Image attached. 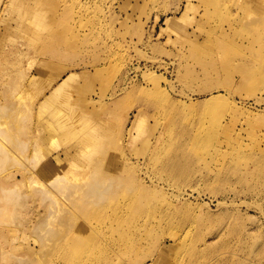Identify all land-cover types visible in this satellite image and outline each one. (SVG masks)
Listing matches in <instances>:
<instances>
[{"label": "rangeland", "instance_id": "374dc122", "mask_svg": "<svg viewBox=\"0 0 264 264\" xmlns=\"http://www.w3.org/2000/svg\"><path fill=\"white\" fill-rule=\"evenodd\" d=\"M7 4L0 136L25 146L0 137V264H264V0ZM70 71L51 116L81 118V152L37 132ZM49 161L62 177L40 189Z\"/></svg>", "mask_w": 264, "mask_h": 264}, {"label": "bare ground", "instance_id": "6f19581e", "mask_svg": "<svg viewBox=\"0 0 264 264\" xmlns=\"http://www.w3.org/2000/svg\"><path fill=\"white\" fill-rule=\"evenodd\" d=\"M4 11V9L2 10V12ZM82 71H90L89 69H84V70H82ZM97 71H99V70H96V74H97ZM108 71V74H109V70H107ZM102 72V71H101ZM101 72H99V74L101 73ZM103 72H106V69L105 70H103ZM72 73H74L75 75H77L78 73H76V72H72ZM112 72H110V74H111ZM96 74H94V75H96ZM104 74V73H103ZM114 74V73H113ZM113 74H111V75H113ZM116 74V73H115ZM115 74H114V76H115ZM104 75H106V73L104 74ZM98 76V75H97ZM108 76V75H107ZM101 77V76H100ZM103 77V76H102ZM102 79H104V78H102ZM4 105V104H3ZM3 105H2V107H3ZM0 106H1V104H0ZM2 110V109H1ZM140 114H141V112H138V113H136V114H134L133 115V118H132V120L130 121V126L128 127V129H126V131H127V135H128V138L131 136V130L133 129V127L135 128L139 123H138V121H139V116H140ZM52 114L51 113H46V116L47 117H44V115L40 118V119H38V121L40 122V125H42L43 127H45V126H47V128H46V130L47 131H49V129H48V127H56V125H59L60 127L62 126V125H60V122L58 123V120H57V118L56 119H54V117L53 116H51ZM80 120H81V118H77V120H76V123H77V126L75 125L74 126V131L76 132V134L78 135V128L80 127ZM9 125H11V124H9ZM9 125H8V130H9V132H11L10 131V129L12 128L11 126V128L9 127ZM16 125V124H15ZM22 125V124H21ZM13 126V125H12ZM18 126V125H17ZM20 126V125H19ZM15 127V126H14ZM14 127H13V129H11V130H14L13 132L15 133V130H16V127H15V129H14ZM21 127V126H20ZM19 127V128H20ZM10 128V129H9ZM19 128H17V129H19ZM28 128V127H27ZM0 129H1V126H0ZM73 129H71V130H73ZM8 130H6L7 132H6V135H4L5 134V132H1V135L2 136H5V138H6V140L7 139H10V138H8V137H11V138H13L14 139V137L11 135V136H7V134L9 135V134H11V133H8ZM0 131H2V130H0ZM4 131V130H3ZM16 131H18V130H16ZM2 136H0V137H2ZM17 136V135H16ZM80 137V136H79ZM79 137H78V140H79ZM3 138V137H2ZM4 138V139H5ZM15 140V142H13L14 144H12V145H14L15 146V143H16V147L18 146V145H21L20 147H18L19 149L20 148H22L23 149V147L25 146L24 144H26V143H23V147H22V144H18L17 145V143L18 142H16L18 139H14ZM12 143V141L10 142V144ZM32 146V145H31ZM28 147H29V145H28ZM19 149L17 150V151H19ZM25 150H26V148H25ZM21 151V150H20ZM79 152H81V149L79 150ZM21 153V152H20ZM23 153H24V150H23ZM23 153H22V155H23ZM25 156H23V158H24ZM10 159V158H9ZM23 160H25V158L23 159ZM28 160H34V158H31L30 157V159H28ZM44 168L43 169H40V170H38V172H36V176H38L39 178H44V179H46V181L44 182V185L40 188V189H46V187L47 186H54L55 185V183L57 182V181H59V177H62L59 173H52L54 170H55V165L54 164H52V163H47V164H45L44 166H43ZM94 176H97V175H95V173L93 174ZM51 176V178H49ZM28 177V176H27ZM49 179V180H48ZM5 180H7L8 181V183H11V182H13V181H15V180H17V178L14 176V175H8L7 177H6V179ZM29 180L31 181V183H34V182H36V180L33 178V176H31V177H29ZM79 180H80V178H79ZM94 180V179H93ZM15 190L16 189H14V188H11V187H3V186H1V184H0V197H1V194L2 195H4V193H8V194H13V195H15ZM43 191V190H42ZM44 193H46V194H48V193H50V191L47 189V190H45V191H43ZM96 193H97V191H95V189H93V188H91V192H90V195H96ZM97 195L99 196V194L97 193ZM134 195L136 196V199H137V201L135 202V207L136 208H138V210L139 209H143L144 207L143 206H146L147 204H149V202H151V196H150V194L149 193H147V192H142V191H135V193H134ZM50 200H52V199H50ZM4 202L5 203H9V199H7V198H5V200H4ZM61 202H63V201H61ZM57 203V202H56ZM60 204H62V203H60ZM64 205H67V202L66 201H64ZM173 216H175V215H172V217ZM129 217H128V215H126V217H125V219H128ZM178 226H179V228L180 227H182V229H177V231L178 232H176L175 234H173V235H171L170 236V238H171V240L172 241H176V242H178L179 241V238H180V234H183L184 232V230H183V226H184V224L183 223H180V224H178L177 225V228H178ZM160 236V235H159ZM160 238H161V236L158 238L157 237V240H160ZM192 252H194L193 250H192Z\"/></svg>", "mask_w": 264, "mask_h": 264}, {"label": "crops", "instance_id": "0c3cea01", "mask_svg": "<svg viewBox=\"0 0 264 264\" xmlns=\"http://www.w3.org/2000/svg\"><path fill=\"white\" fill-rule=\"evenodd\" d=\"M17 0H8V4L6 5L8 8L10 7V3H12V5L16 2ZM3 3H4V0H3ZM3 3H2V6H3ZM2 6H0V11L2 10ZM73 71H70V73H68L64 78H62L61 79V81L60 82H58L53 88H52V90H51V93L49 94V95H47L41 102H40V104H39V107H38V109H39V114L40 115H38L37 116V118H36V120H38V119H40L41 117H42V115L45 113V112H47V111H45V109H47V108H51L52 109V112H51V114H53L54 113V110H53V108H54V103L55 102H57V100L55 99V97L56 98H59V97H63V87H66L67 85L66 84H68V83H72L73 81H75V80H77V75H75L74 73H72ZM51 109L49 110V111H51ZM47 113H50V112H47ZM54 119H56L55 117H54ZM143 117H141V116H139V121H138V123L139 124H141V122L143 121ZM37 124H39L40 125V122H38ZM138 124V125H139ZM64 127H66V129L67 130H71V129H73V127H71L70 125L69 126H59V125H56V127H48V129H49V131H47L46 130V128H47V126H45V127H43L42 129H41V126H40V128L39 129H37V132H38V134L39 133H41V132H44V134H45V137H47V138H50V139H52V138H54V136H53V134L52 133H54L55 131H58V130H63V128ZM40 129L42 130V131H40ZM137 130V126L134 128L133 127V129L131 130V139H135L136 138V136L134 135L135 133H133V131H136ZM73 132H72V136L74 137V139H75V141L77 142V146L79 145V148H78V150H80L81 148H80V146H81V144L80 143H78V135L76 134V132L74 131V129L72 130ZM79 141H80V139H79ZM81 142V141H80ZM78 150H76V152H78ZM55 163L56 164H58L59 162H60V159L58 158V156H56V158H55ZM49 163H52V164H54V162H48V164ZM55 165V164H54ZM44 167H42L41 169H43Z\"/></svg>", "mask_w": 264, "mask_h": 264}]
</instances>
